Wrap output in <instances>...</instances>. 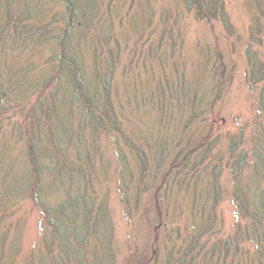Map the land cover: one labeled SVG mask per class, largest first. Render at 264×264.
<instances>
[{"label":"rangeland","instance_id":"374dc122","mask_svg":"<svg viewBox=\"0 0 264 264\" xmlns=\"http://www.w3.org/2000/svg\"><path fill=\"white\" fill-rule=\"evenodd\" d=\"M10 1L12 9L20 5L43 16L45 40L58 35L63 0ZM89 1L96 20L89 21L86 41H78V36L73 45L84 52L86 76L93 74L94 49L102 61L117 62L111 95L121 122L115 126L116 142L113 135L101 136L91 159L101 184L95 182L90 190L96 203L89 229L94 230L100 212L101 230L85 235L89 221L86 225L84 219L76 223L78 239L74 236L69 243L56 239L51 219L40 206L22 196L25 193L14 195L15 187L25 190L27 148L24 133L14 138L7 133L0 137V203H13L1 223L11 228L9 234L0 230L2 264H205L201 251L191 246L194 237L187 233L192 225L204 226L194 208L206 205L208 189L214 198L208 202L212 230L201 242L207 243L205 250L237 239L238 254L223 256L219 264H264V241L244 238L251 222L238 210L240 199L234 195L238 183L232 181L231 170L239 166V160L235 162L239 154L251 152L257 128L264 132V0H219L213 17L206 20L188 12L183 0L78 2ZM47 25L52 27L47 30ZM44 42L50 51L52 42ZM25 69L32 74L31 82L39 80L42 67ZM204 143L210 144V152L199 157L204 175H175L164 186L177 153ZM170 145L177 149L170 156L151 155L150 149L166 150ZM129 147L137 154L131 155ZM118 150L129 166L128 189L117 172ZM230 156L235 158L228 160ZM241 171L243 200L253 207L260 202L263 187L250 178L252 168L244 165ZM55 190L61 203L88 194L80 187L56 186L51 191ZM51 191L47 188L46 200L53 205L58 198L53 200ZM125 191L131 198L128 203ZM256 244L260 252L254 250Z\"/></svg>","mask_w":264,"mask_h":264},{"label":"trees","instance_id":"16d2710c","mask_svg":"<svg viewBox=\"0 0 264 264\" xmlns=\"http://www.w3.org/2000/svg\"><path fill=\"white\" fill-rule=\"evenodd\" d=\"M78 1L63 0L62 14L64 16L61 29L58 35L45 40L44 18L38 14L39 12L20 7V5L12 9L13 5L10 0H0V137L4 139L8 133L14 138L17 133L21 136L24 133L27 148L25 154L27 169L22 172L24 175L22 185L25 186V190L22 192L15 187L17 192L14 195L19 191L20 194L25 193L22 195L24 197L30 196L32 201L39 205L44 214L51 219L49 224L56 230V239L66 243L71 242L74 236L78 239L77 235L81 232L78 231L80 229L76 223L84 219L86 225L89 221L88 225L83 228L85 235H95L96 231L101 230L99 223L100 217L103 216L100 212H97L98 219L93 224L94 232L89 229L91 219L93 220L95 216L93 212L96 203V198L91 196L90 190H94L95 182L99 183V187L101 184L91 159L97 146L96 140L101 136L113 135L114 142H116V133H119L115 126L120 127L121 123L117 111L113 108L114 97L111 95V82L115 76V63L117 62L113 65L109 60L102 61L98 51L94 49V57L91 59L93 60V74L86 76L84 52L73 45L78 36V41H86L88 27L92 24L89 21L96 20V16L92 14L95 13L94 4L90 1L88 3ZM183 1L188 12H194L196 18L206 20L213 17L212 14L218 8L219 0ZM223 17L225 20L226 16ZM50 28L48 25L45 27L47 30ZM107 34L100 36V39L103 40ZM44 41L52 42L50 51L45 50L43 45L46 42ZM10 57L13 58L12 63L7 62ZM21 65V70H17V67ZM36 65L38 69L42 67L37 75L40 78L31 82L29 76L32 74L25 68ZM261 109L264 110L262 100ZM16 114L17 117H15ZM13 119L15 123L11 124ZM257 130L249 155L243 152L244 156L241 153L237 159L232 156L228 159L232 157L235 158V162L239 160L238 167H231L232 181L235 184L238 183L239 190L234 195L240 199L238 210L251 222L244 238L253 242H258V239L264 241V132L261 128ZM174 148L176 149V146L170 145L169 149L154 148L153 151L150 149V152L151 155H158V157L166 153L170 156ZM129 149L132 152L131 155L137 154L133 148L129 147ZM208 152H210L208 143L187 152L180 150L171 162L163 185L166 186L169 179H173L175 175L176 177L180 174L184 177L191 174L204 175L205 164L200 162L199 157ZM123 154L124 152L120 150L115 154L117 172L123 181V187L128 189L131 181L127 179L131 178H126V175H130V171ZM155 163L158 165V160ZM241 164L245 165V169L247 166L252 168L254 173L250 178L258 183L259 189L263 187L259 199L260 205L256 204L259 207L256 205L249 207L247 206L249 201L243 200L240 176L244 165ZM56 186L71 189L80 187L87 190L88 194L85 199L80 196L77 200L69 198L61 203L60 195H56L59 190H55L53 200L56 201V198L58 200L56 204L50 205V201L46 200V196L50 197L47 188L51 191ZM213 198V195L212 198L210 197L208 189L205 198L206 205L203 208L198 206L194 208L196 215L202 217L201 223L204 226L196 223L197 225H192L187 233L189 237H194L195 241L191 246L193 250L196 247L198 251H201L205 264H212L213 261L214 263L218 261L217 264H219L220 258L229 256V254H233L234 257L240 249L238 242L236 243L237 239L236 241L228 239L224 247L219 242L218 246L215 245L210 250H205L206 242L201 243L212 230L209 221L211 209L208 202ZM124 200L126 203L131 200L127 191H125ZM12 203L13 200L11 203H0L1 231L6 229L5 222L3 226L1 224L4 221L3 214L7 212ZM79 210L83 211V214L79 215ZM5 231L9 234L11 228ZM60 231L62 234H59ZM64 237L70 240L62 239ZM196 240H200V246L197 245ZM1 247L0 240V251ZM254 250L261 251L257 244ZM68 258L73 257L68 255ZM0 264H2L1 260Z\"/></svg>","mask_w":264,"mask_h":264}]
</instances>
